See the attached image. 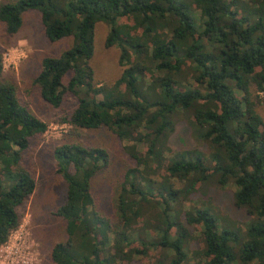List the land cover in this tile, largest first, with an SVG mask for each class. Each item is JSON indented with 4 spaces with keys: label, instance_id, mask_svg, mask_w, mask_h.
Returning <instances> with one entry per match:
<instances>
[{
    "label": "trees",
    "instance_id": "1",
    "mask_svg": "<svg viewBox=\"0 0 264 264\" xmlns=\"http://www.w3.org/2000/svg\"><path fill=\"white\" fill-rule=\"evenodd\" d=\"M30 11L40 14L48 42H70L43 56L32 79L50 106L72 99L57 120L75 132L49 149L65 184L56 214L66 236L50 248L51 264H128L150 248L161 253L157 264L161 257L182 264L188 226L200 228L195 255L204 264H229L234 256L264 264V122L255 110L264 102V0H1L0 246L19 227L34 190L36 148L47 128L4 76L2 52ZM98 22L108 27L104 46L119 50L121 72L110 84L96 82L90 65ZM180 118L208 145L207 156L171 151ZM104 128L133 162L114 189V220L98 210L91 191L109 153L80 133ZM207 182L232 185L234 205L250 216L235 251L233 229L220 228L207 208L183 206Z\"/></svg>",
    "mask_w": 264,
    "mask_h": 264
},
{
    "label": "rangeland",
    "instance_id": "2",
    "mask_svg": "<svg viewBox=\"0 0 264 264\" xmlns=\"http://www.w3.org/2000/svg\"><path fill=\"white\" fill-rule=\"evenodd\" d=\"M41 25L40 14L36 11L28 12L24 16L23 24L8 39V47L2 52L5 78L14 82L21 101L29 105V108L45 122L47 128L42 136L43 141L36 148L39 167L35 174L34 190L26 200L19 227L11 234L7 243L0 246V264H51L50 248L55 242L66 239L65 221L56 214L58 207L64 203L65 184L56 172V163L49 149L55 141L67 139L68 134L75 132L73 127L66 123L60 124L57 120L71 110L72 99L67 96L60 107L54 108L38 98L37 87L33 85L32 79L39 71L43 56L61 53L70 42L69 40L48 42L43 36ZM107 31L105 22L94 25V52L90 60L94 79L103 84H110L121 72L118 64L119 50L114 46L105 47L103 44ZM2 41L4 43V37ZM255 110L264 122V102L259 101ZM176 123L168 140L171 151L197 150L207 156L210 152L208 145L194 137L187 122L180 118ZM80 133L83 136L82 140L87 144H99L109 153L110 162L94 177L91 191L98 210L110 220H114L112 199L114 189L123 169L133 162L124 151L123 143L110 130L105 128L81 130ZM159 180L160 177L157 181ZM174 185L178 186L179 183L176 182ZM233 191L232 185L219 188L207 182L203 186H198L190 198L183 202V206L185 209L195 206L207 208L216 217L220 228L233 229L238 234V241L230 244L232 251H235L246 240L244 231L250 216L245 209L234 205ZM188 230L189 238L184 249L186 256L182 264H204V257L195 255L201 246L200 228L188 226ZM160 255L158 249L150 248L145 256L134 257L128 264H157ZM167 260L164 258L163 261L161 257L163 264H166ZM229 264L241 263L234 256Z\"/></svg>",
    "mask_w": 264,
    "mask_h": 264
}]
</instances>
